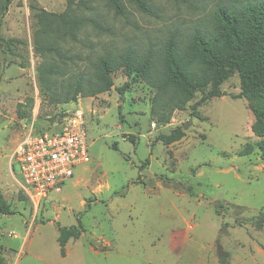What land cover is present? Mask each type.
<instances>
[{
  "label": "rangeland",
  "instance_id": "1",
  "mask_svg": "<svg viewBox=\"0 0 264 264\" xmlns=\"http://www.w3.org/2000/svg\"><path fill=\"white\" fill-rule=\"evenodd\" d=\"M88 1L105 30L85 25L75 41L60 43L58 57L35 51L33 7L60 13L68 0H0L2 36L22 41L6 52L0 48V180H6L1 191L14 210L35 212L20 186L10 182V172L20 177L9 156L26 126L47 129L78 100L86 116L89 161L36 209L35 247H45L54 261L56 226L80 223L84 230L66 242L69 264H264V159L251 130L254 115L239 95L238 73L217 87L195 90L167 123L161 122L155 88L123 68L111 73L113 86L97 95L60 103L52 94H62L72 81L95 80L102 55L151 50L160 67L169 35L187 43L196 28L211 26L219 6L246 0H148L150 14L122 0L123 16L106 0ZM43 64L62 72L40 80ZM125 82L120 94L117 87ZM213 90L218 95H210ZM201 97L207 99L194 111ZM176 128L184 135L165 143L163 137ZM246 144L253 151L239 155ZM20 212L8 226L15 232Z\"/></svg>",
  "mask_w": 264,
  "mask_h": 264
},
{
  "label": "trees",
  "instance_id": "2",
  "mask_svg": "<svg viewBox=\"0 0 264 264\" xmlns=\"http://www.w3.org/2000/svg\"><path fill=\"white\" fill-rule=\"evenodd\" d=\"M107 5L117 15H125L126 9L122 0H106ZM143 13H152L148 0H130ZM37 28L33 35L34 49L41 55L54 54L61 56L60 43L66 39L75 41L85 25L105 30V27L92 13L93 6L88 0L74 2L68 0L67 8L60 13L47 12L33 7ZM82 11L89 12L84 14ZM0 48L6 52L13 42H22L15 37L4 38L1 34ZM151 50L137 54L127 49L117 58L102 55L96 63V79L72 81L66 85L63 93L53 96L60 103L75 100L78 95L94 96L109 90L113 86L111 73L123 68L128 74L144 79L155 88V98L160 101L161 122L167 123L171 113L183 106L192 98L193 92L211 83L217 87L234 73L240 75V96H243L254 115L252 132L260 139L256 143L260 157L264 159V0L241 1L219 6L210 27L196 28L188 42L182 43L176 34L169 35L162 48L161 65ZM62 69L56 65L43 64L39 67L40 80L57 75ZM128 83L117 87L123 94ZM210 95H218L213 90ZM238 95V96H239ZM201 99L193 104L194 111ZM196 113V112H195ZM65 113L61 114L63 117ZM20 118L25 115L19 113ZM49 127V126H48ZM47 127V128H48ZM44 129V128H43ZM37 131L42 129H36ZM184 135L176 128L165 135L164 142L171 143ZM253 151L251 144L239 150V155H248ZM12 204L6 200L0 188V214H13ZM82 225L58 226L57 241L60 253L64 255L65 243L70 238H77L83 231ZM225 253L219 249V259L224 262Z\"/></svg>",
  "mask_w": 264,
  "mask_h": 264
},
{
  "label": "built area",
  "instance_id": "3",
  "mask_svg": "<svg viewBox=\"0 0 264 264\" xmlns=\"http://www.w3.org/2000/svg\"><path fill=\"white\" fill-rule=\"evenodd\" d=\"M26 127L10 164L19 166V186L37 209L50 193L61 191L77 165L89 161L85 111L78 100L47 129L37 131L32 124Z\"/></svg>",
  "mask_w": 264,
  "mask_h": 264
},
{
  "label": "crops",
  "instance_id": "4",
  "mask_svg": "<svg viewBox=\"0 0 264 264\" xmlns=\"http://www.w3.org/2000/svg\"><path fill=\"white\" fill-rule=\"evenodd\" d=\"M10 156H9V163H10ZM10 173L12 177L10 182L13 179V181L15 180L16 185L19 186L20 177H18L13 172ZM1 181L3 182L6 180H0V188H1ZM34 209L36 212V208ZM23 210L25 211L24 213L20 212L21 210L20 211L15 210V213L20 212V214L23 217L21 220V225L19 226V229L16 232L13 231L12 228L8 227L12 219V214H0V264H29L30 262L33 263L34 260L44 262L45 264H69L68 260L70 259V251L68 248V243H65L64 246L65 252L64 255H62L60 253V246L57 241L58 226L61 225L56 226L55 246H56L57 254H55L52 257L55 260L51 261L50 255L47 254V249L44 246L43 247L45 250L42 249L41 245L40 247L38 246V248L35 247L34 245V240L38 241V237H40L34 234V232L38 229L39 226L37 224L36 217L34 215L35 212L34 211L27 212L25 209ZM42 224L44 225V223ZM52 224H54V221L52 222ZM70 239L73 240L77 238H70ZM88 249L93 252H98V250H95L91 245L88 246Z\"/></svg>",
  "mask_w": 264,
  "mask_h": 264
},
{
  "label": "water",
  "instance_id": "5",
  "mask_svg": "<svg viewBox=\"0 0 264 264\" xmlns=\"http://www.w3.org/2000/svg\"><path fill=\"white\" fill-rule=\"evenodd\" d=\"M184 127H186V126L184 125Z\"/></svg>",
  "mask_w": 264,
  "mask_h": 264
}]
</instances>
